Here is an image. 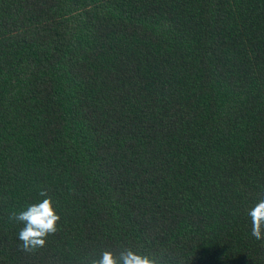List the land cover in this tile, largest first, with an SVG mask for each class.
<instances>
[{"label":"trees","instance_id":"16d2710c","mask_svg":"<svg viewBox=\"0 0 264 264\" xmlns=\"http://www.w3.org/2000/svg\"><path fill=\"white\" fill-rule=\"evenodd\" d=\"M261 198L264 0H0V264H264Z\"/></svg>","mask_w":264,"mask_h":264},{"label":"clouds","instance_id":"9594fccd","mask_svg":"<svg viewBox=\"0 0 264 264\" xmlns=\"http://www.w3.org/2000/svg\"><path fill=\"white\" fill-rule=\"evenodd\" d=\"M39 195L45 198L28 205L26 210L12 211L8 216L9 221L23 225L17 238L21 242V250L25 252L43 248L47 237L58 231L60 216L55 212L52 197L47 195L46 189H42ZM247 214L252 223L251 235L256 240H264V198ZM84 264H163V260L155 254H145L131 247H124L118 253L104 250L99 258H86Z\"/></svg>","mask_w":264,"mask_h":264}]
</instances>
